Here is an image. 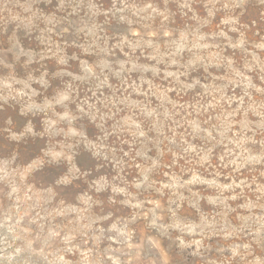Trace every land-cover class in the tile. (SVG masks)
Returning <instances> with one entry per match:
<instances>
[{
  "label": "rangeland",
  "instance_id": "374dc122",
  "mask_svg": "<svg viewBox=\"0 0 264 264\" xmlns=\"http://www.w3.org/2000/svg\"><path fill=\"white\" fill-rule=\"evenodd\" d=\"M0 264H264V0H0Z\"/></svg>",
  "mask_w": 264,
  "mask_h": 264
}]
</instances>
